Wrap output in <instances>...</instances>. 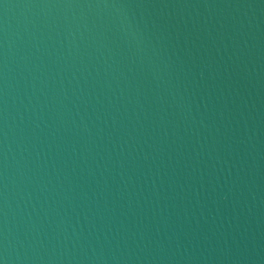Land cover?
<instances>
[{
  "label": "water",
  "instance_id": "obj_1",
  "mask_svg": "<svg viewBox=\"0 0 264 264\" xmlns=\"http://www.w3.org/2000/svg\"><path fill=\"white\" fill-rule=\"evenodd\" d=\"M0 264H264V0H0Z\"/></svg>",
  "mask_w": 264,
  "mask_h": 264
}]
</instances>
